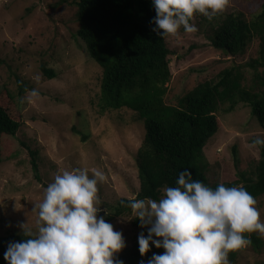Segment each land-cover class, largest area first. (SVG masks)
<instances>
[{
    "label": "rangeland",
    "instance_id": "obj_1",
    "mask_svg": "<svg viewBox=\"0 0 264 264\" xmlns=\"http://www.w3.org/2000/svg\"><path fill=\"white\" fill-rule=\"evenodd\" d=\"M78 0H0V92L21 118L15 136H2L0 150V237L22 234L20 224L28 222L35 230L37 211L46 187L64 170L86 168L103 171L107 181L99 185L100 216H106L120 199H132L139 192L136 153L144 138L143 122L127 109L99 113L102 69L88 55L77 38ZM264 9V1L231 0L226 11L209 20L194 15L191 23L198 31L167 36L171 79L164 101L176 106L178 100L205 81H214L224 69L233 68L241 85L264 91V67L256 65L260 38L252 35L243 53L230 55L214 47L212 36L228 14H242L246 22ZM53 70L46 78L41 67ZM20 83L28 89L19 95ZM39 95L30 98L31 90ZM216 113L219 129L202 149L198 162L210 183L238 181V173L254 177L259 159L251 139L264 132L250 108L239 103L233 112ZM79 130L86 139L73 132ZM238 160V169L233 157ZM35 160L37 172L32 168ZM257 207L264 220V195ZM133 211L110 223L121 231L126 255L138 231L132 225ZM255 251L251 245L229 253L230 264H264V235ZM161 253L164 249H160ZM160 253V254H161ZM147 262V259H143Z\"/></svg>",
    "mask_w": 264,
    "mask_h": 264
},
{
    "label": "trees",
    "instance_id": "obj_2",
    "mask_svg": "<svg viewBox=\"0 0 264 264\" xmlns=\"http://www.w3.org/2000/svg\"><path fill=\"white\" fill-rule=\"evenodd\" d=\"M264 1V0H251ZM76 36L85 45L88 55L101 67L99 113L127 109L137 115L144 125V138L137 150L135 162L138 172L139 192L137 198L159 199L166 187H175L179 173L185 169L192 172L193 180L213 188L220 183H210L198 167L202 149L220 127L216 113L233 112L239 103L250 108L264 132V91L244 88L234 75L233 68L221 71L214 81L198 84L178 100L176 106L164 101L171 79L168 56L171 54L166 37L160 38L152 23L156 13L152 0H78ZM252 35L260 38L259 58L256 65L264 67V9L246 22L242 14H228L214 30L212 42L215 48L227 54L243 53ZM42 74L52 79L53 70L41 67ZM19 95L28 89L20 83ZM10 95L0 92V138L15 136L21 126V118L8 101ZM73 132L86 139L79 130ZM264 137V135H263ZM255 138L251 139V142ZM259 159L254 177L246 178L238 173V181L223 183L225 186L243 185L255 199L264 195V147L257 146ZM235 165L238 160L233 149ZM2 152L0 150V163ZM32 168L37 172L33 158ZM131 199H120L104 217L107 222L129 215L127 206ZM132 225L147 235L134 216ZM251 247L258 251L261 240L255 233L247 234ZM138 236L133 246L120 260L124 264H140L153 253L161 250L150 245V251L141 257ZM24 239L23 234L0 237V264H7L4 253L10 242Z\"/></svg>",
    "mask_w": 264,
    "mask_h": 264
},
{
    "label": "clouds",
    "instance_id": "obj_3",
    "mask_svg": "<svg viewBox=\"0 0 264 264\" xmlns=\"http://www.w3.org/2000/svg\"><path fill=\"white\" fill-rule=\"evenodd\" d=\"M231 0H152L153 31L160 37L175 36L181 28L195 33L196 14L209 20L226 11ZM39 95L33 89L30 98ZM264 147L256 137L251 147ZM192 172L179 173L175 187H166L159 199L137 198L128 202L147 235L138 236L143 257L150 245L164 249L146 264H230L229 253L252 244L249 235H264V220L257 200L243 185L215 188L193 180ZM106 174L86 168L64 170L46 187L34 209L35 230L28 222L19 227L24 239L10 242L4 253L7 264H124L117 256L126 242L121 231L100 216L99 185ZM140 264H145L142 260Z\"/></svg>",
    "mask_w": 264,
    "mask_h": 264
}]
</instances>
